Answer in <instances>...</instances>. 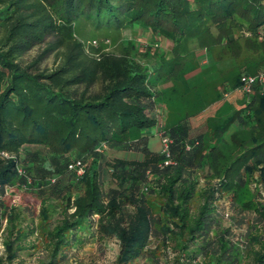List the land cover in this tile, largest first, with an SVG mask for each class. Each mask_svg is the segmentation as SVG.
I'll list each match as a JSON object with an SVG mask.
<instances>
[{
  "label": "trees",
  "instance_id": "obj_1",
  "mask_svg": "<svg viewBox=\"0 0 264 264\" xmlns=\"http://www.w3.org/2000/svg\"><path fill=\"white\" fill-rule=\"evenodd\" d=\"M81 20L93 39L106 34L115 42L123 29L140 23L180 48L191 39L207 44L232 25L258 36L264 0H0V230L6 259L13 262L23 242L37 234L48 253L40 264L61 263L85 239L117 242L115 264H264V196L257 186L264 182V91L243 95L240 103L227 100L208 116L210 138L218 141L209 145L207 133L193 136L191 117L213 102L194 88L195 108L164 126L174 160L165 165V155L151 148L144 132L158 123L160 80L176 74L181 62L164 67L165 52L152 55L132 40L120 53L88 44L79 33ZM49 37L42 54L54 51L58 62L32 71L21 58ZM248 68L262 71L264 60ZM241 75L234 74V88ZM99 79L102 88L93 90ZM234 123L228 144L224 134ZM104 145L144 158L112 163L98 150ZM216 151L226 160L222 166L212 159ZM79 157L94 163L78 179L69 163ZM240 160L241 169L235 166ZM16 183H28L26 193L38 199L9 202L7 187ZM225 193L238 210H256L258 222L241 232L224 225L221 215L232 220L219 209Z\"/></svg>",
  "mask_w": 264,
  "mask_h": 264
},
{
  "label": "rangeland",
  "instance_id": "obj_2",
  "mask_svg": "<svg viewBox=\"0 0 264 264\" xmlns=\"http://www.w3.org/2000/svg\"><path fill=\"white\" fill-rule=\"evenodd\" d=\"M79 30L82 39H87L86 41L88 44L99 47L101 43H103L106 46L105 49L109 52L120 53L121 45L127 44L129 40H132L136 48L143 50L148 48L152 55L165 52L166 65H164V67L167 66L168 63L172 64L175 60L181 62V64L178 65V72L176 74H173L171 77L165 75L167 77L165 81L162 82V79L160 80L159 89L162 90L163 93L157 106L158 123L155 127L147 129L144 132V134L148 135L150 138L154 135V132L160 137V142L156 144H154L155 138H152L150 141V146L158 154L162 151L159 132L165 128L162 126L163 122L169 125L180 117L182 110L187 108V112V110H193L195 108L194 106L198 101V96L194 88H200L203 94L207 96L208 102L215 103L220 101L221 106L224 103L228 104L227 100H236L240 103L244 97L232 86L231 81L234 74L246 72L248 67L255 66L260 60H264V39L259 36L260 34L258 36L250 34L245 35L240 29L233 25L219 34L215 32V37L209 41L207 40V44L201 45L196 39H191L186 45L180 48H176L172 40L165 38L159 31H154L150 27H146L140 23L123 29L115 42L106 34L99 35L96 39H93L91 26L85 20L80 21ZM231 37L233 39H231ZM50 40L51 37L27 51L21 58L22 63L24 65L33 64L32 71H42L55 67L58 62L56 52L51 51L48 54H42ZM192 66L196 68L186 72V70ZM184 72L186 73L184 74ZM101 88L102 80L99 79L93 86V90L99 91ZM227 92H230L228 96L225 95ZM221 93L224 98L215 99V97ZM239 105L240 104H238V106ZM220 107H218L217 110ZM212 112H214L213 108L192 116L193 136L207 133L209 145L218 143L216 138H210L211 131H209L207 125V118L212 115ZM235 130L236 125L232 124L230 129L224 134V140L228 144L232 143V135ZM105 150L104 154L106 158L108 160L110 159L112 163L120 158L128 161L144 158L142 153L131 149L113 150L109 147ZM217 152L218 151H216V153L213 152L214 156H212V159H214L217 165L222 166L226 160L222 156L221 158L218 157ZM86 162L88 166H91L94 160L92 158H87ZM244 162L245 161L242 162V160H240L235 166H239L241 169ZM112 163H110V166H112ZM105 178L106 187H108L110 183L112 184V178L109 173L105 174ZM255 183V181L251 183L252 191L256 188ZM19 184L20 183H16L12 187L9 195L12 197L8 199L9 202L12 201L15 204L24 205L27 202L26 197L37 198L35 193H26L27 191L21 190L22 187ZM257 186H259V192H262L264 196V182L258 183ZM35 191H37V189H35ZM257 198H259L258 195ZM55 204L57 203L51 205L53 208L52 218L54 220L59 217V209H57L58 206ZM37 205L39 209L40 203H37ZM219 209L221 213L230 212L232 214V220L224 218L221 215L222 223L227 226L231 223L235 224L238 232H241V230L246 228L249 224L258 222L259 220V214L256 210H238L230 199L229 194L226 193L219 201ZM32 219V216L28 217L26 222L31 223ZM37 220L38 219H36V221ZM3 235V230H0V243ZM23 244L25 248L18 251V256L13 262H9L5 257V250L3 248L2 250L0 249V259L2 256L4 258V262L2 263L0 261V264H40L42 260L48 258L45 242L37 236V234L29 236ZM32 244H36V247H32ZM117 251L118 243L113 240L103 241L85 239L76 243L74 247L68 251V256L59 264H115ZM140 264L146 263L142 261Z\"/></svg>",
  "mask_w": 264,
  "mask_h": 264
},
{
  "label": "built area",
  "instance_id": "obj_3",
  "mask_svg": "<svg viewBox=\"0 0 264 264\" xmlns=\"http://www.w3.org/2000/svg\"><path fill=\"white\" fill-rule=\"evenodd\" d=\"M262 39H264V30L259 35ZM158 45V43H157ZM258 90L260 92L264 91V70L259 71L257 73H247L244 72L241 75L240 84L236 88V91L241 93L242 95L250 96L255 91ZM230 92L225 93L226 96H228ZM161 136V144H162V153L165 155L164 164L168 165L174 162L173 158L171 157V143L172 138L166 133L165 129L160 130L159 132ZM189 147V146H188ZM106 146H101L98 148L100 152H104ZM0 154H4V152H0ZM7 156H10L8 153H6ZM88 168L86 159L79 157L75 158L69 163V169L72 170L76 177L79 179L80 177H83L86 173ZM18 171L20 174L23 173L22 167L18 168ZM32 179H28V183H31ZM28 183H22L20 186L22 187L21 190H25L28 188ZM13 186L7 187V194H10L11 189ZM6 222V219H4V223ZM4 249V246L2 243H0V249Z\"/></svg>",
  "mask_w": 264,
  "mask_h": 264
},
{
  "label": "crops",
  "instance_id": "obj_4",
  "mask_svg": "<svg viewBox=\"0 0 264 264\" xmlns=\"http://www.w3.org/2000/svg\"><path fill=\"white\" fill-rule=\"evenodd\" d=\"M220 106H221V102H220V101H217V102L211 104V105H210L207 109H205V110H208V109H212V108H213V109H214V112L211 113V114L213 115V114H215L217 108L220 107ZM205 110H204V111H205ZM204 111H203V112H204ZM191 118H192V117H191ZM165 123H166V122H163L162 126H165ZM234 124H235V123H234ZM234 124H233V125H234ZM235 125H236V124H235ZM231 126H232V125H231ZM152 138H153V139H154V138L156 139L155 142H154V144H156L157 142H160V137H158L157 134H156L155 132H154V135L151 136L150 141H151ZM151 148H152V147H151ZM152 149H153V148H152ZM113 150H114V149H113ZM153 150H154V149H153ZM105 151H106V150H105ZM105 151H104V152H105ZM154 151H155V150H154Z\"/></svg>",
  "mask_w": 264,
  "mask_h": 264
}]
</instances>
